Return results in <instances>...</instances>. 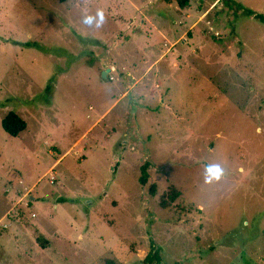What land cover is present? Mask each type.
<instances>
[{
	"label": "rangeland",
	"instance_id": "1",
	"mask_svg": "<svg viewBox=\"0 0 264 264\" xmlns=\"http://www.w3.org/2000/svg\"><path fill=\"white\" fill-rule=\"evenodd\" d=\"M245 8L264 0H0V264H142L151 242L162 264H264Z\"/></svg>",
	"mask_w": 264,
	"mask_h": 264
},
{
	"label": "trees",
	"instance_id": "2",
	"mask_svg": "<svg viewBox=\"0 0 264 264\" xmlns=\"http://www.w3.org/2000/svg\"><path fill=\"white\" fill-rule=\"evenodd\" d=\"M60 2H66L67 0H58ZM165 2L176 1L180 7H186L189 4V0H163ZM238 6H240L238 4ZM242 7V6H240ZM247 14L254 15L261 22L264 23V14L256 13L255 11L245 8ZM2 128L11 136L19 135L27 126L26 121L18 115L14 111L8 112L5 117H3L1 121ZM148 165L149 162H145L141 166V175L139 177V181L141 184H145L147 182L148 177ZM162 258L160 254L159 248H156L154 244L151 242L150 250L147 255L143 258L142 264H162Z\"/></svg>",
	"mask_w": 264,
	"mask_h": 264
},
{
	"label": "water",
	"instance_id": "3",
	"mask_svg": "<svg viewBox=\"0 0 264 264\" xmlns=\"http://www.w3.org/2000/svg\"><path fill=\"white\" fill-rule=\"evenodd\" d=\"M109 71H110V68H107L106 70H104L103 72H102V78H107V74L109 73Z\"/></svg>",
	"mask_w": 264,
	"mask_h": 264
},
{
	"label": "crops",
	"instance_id": "4",
	"mask_svg": "<svg viewBox=\"0 0 264 264\" xmlns=\"http://www.w3.org/2000/svg\"><path fill=\"white\" fill-rule=\"evenodd\" d=\"M179 8H180V6H179ZM169 41V40H168Z\"/></svg>",
	"mask_w": 264,
	"mask_h": 264
}]
</instances>
